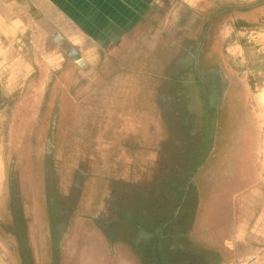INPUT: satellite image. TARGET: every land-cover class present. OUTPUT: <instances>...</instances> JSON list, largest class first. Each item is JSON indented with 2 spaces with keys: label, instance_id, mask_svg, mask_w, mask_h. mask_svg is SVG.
Instances as JSON below:
<instances>
[{
  "label": "rangeland",
  "instance_id": "1",
  "mask_svg": "<svg viewBox=\"0 0 264 264\" xmlns=\"http://www.w3.org/2000/svg\"><path fill=\"white\" fill-rule=\"evenodd\" d=\"M199 3L120 66L91 43L81 63L52 25L36 36L37 74L0 106V264H146L134 221L166 220L186 188L173 264H264V200L240 184L264 159V0Z\"/></svg>",
  "mask_w": 264,
  "mask_h": 264
},
{
  "label": "crops",
  "instance_id": "2",
  "mask_svg": "<svg viewBox=\"0 0 264 264\" xmlns=\"http://www.w3.org/2000/svg\"><path fill=\"white\" fill-rule=\"evenodd\" d=\"M199 1L176 0L172 11L163 15L156 9L161 0H0V106L13 97L10 84L14 77L22 81V76L37 74L41 61L36 36L46 33L50 25L83 51L81 63H85L91 43L100 52L111 49L117 53L115 63L120 66L126 61V49H134L133 58H137L139 42L153 49V43L168 31L167 25L189 26L199 12ZM152 22L158 30L156 41ZM61 44L67 51L72 45L66 41ZM128 58L130 62L132 55ZM261 161L262 168L256 174H241L240 184L245 190L254 188L251 196L264 200V159Z\"/></svg>",
  "mask_w": 264,
  "mask_h": 264
},
{
  "label": "trees",
  "instance_id": "3",
  "mask_svg": "<svg viewBox=\"0 0 264 264\" xmlns=\"http://www.w3.org/2000/svg\"><path fill=\"white\" fill-rule=\"evenodd\" d=\"M235 27H239L245 24V22L243 21H238L237 23H235ZM191 188H186L183 190V192L180 193V195H178L177 198L174 199L175 204L173 205V210L169 209L166 220H162L161 217L163 214L162 208L160 206V208L157 210L156 215L157 216V220L156 222L153 223L152 226H147L144 225L143 222L140 219H136L134 222V230H133V242L136 246H138V244H142L144 246V248L146 247L145 244V239H142L143 236L149 237V238H153L154 239V250L152 251V258L147 257L144 258L146 264H173L172 262V250H170L168 248V246L165 243V237L167 236H171L173 235V233L175 232L174 230H172V232H168L166 231V222L169 221H175L179 215L181 214L182 209L180 210V207H183L184 203H189L191 200H193V196L194 193L192 191H190ZM163 202V200L161 201ZM145 249H143L142 252H144ZM155 261H154V260ZM183 260V259H182ZM184 261V260H183ZM182 261V263H183ZM178 263V262H176ZM179 263H181V261H179ZM184 264H188V263H184Z\"/></svg>",
  "mask_w": 264,
  "mask_h": 264
}]
</instances>
